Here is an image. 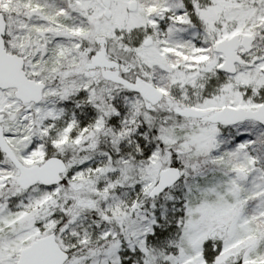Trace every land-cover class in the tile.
I'll return each instance as SVG.
<instances>
[{"label":"snow or ice","instance_id":"obj_1","mask_svg":"<svg viewBox=\"0 0 264 264\" xmlns=\"http://www.w3.org/2000/svg\"><path fill=\"white\" fill-rule=\"evenodd\" d=\"M0 264H264V0H0Z\"/></svg>","mask_w":264,"mask_h":264}]
</instances>
